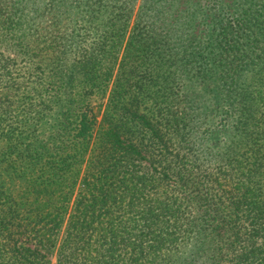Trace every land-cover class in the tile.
<instances>
[{
	"label": "trees",
	"instance_id": "trees-1",
	"mask_svg": "<svg viewBox=\"0 0 264 264\" xmlns=\"http://www.w3.org/2000/svg\"><path fill=\"white\" fill-rule=\"evenodd\" d=\"M4 82L0 264H264V0H0Z\"/></svg>",
	"mask_w": 264,
	"mask_h": 264
},
{
	"label": "rangeland",
	"instance_id": "rangeland-1",
	"mask_svg": "<svg viewBox=\"0 0 264 264\" xmlns=\"http://www.w3.org/2000/svg\"><path fill=\"white\" fill-rule=\"evenodd\" d=\"M5 81H7V79H6ZM6 83H7V82H4V87H5V89H4V90H1V91H0V94H2V93H1L2 91H7V90L10 89V88H8V86H7ZM101 117H102V114L100 115L99 119H101ZM54 262H55V257L53 258V263H54Z\"/></svg>",
	"mask_w": 264,
	"mask_h": 264
}]
</instances>
